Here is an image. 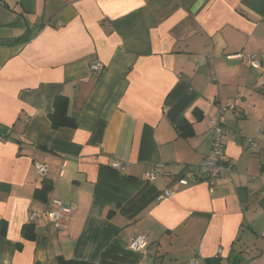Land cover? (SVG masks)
Instances as JSON below:
<instances>
[{
  "label": "crops",
  "instance_id": "0c3cea01",
  "mask_svg": "<svg viewBox=\"0 0 264 264\" xmlns=\"http://www.w3.org/2000/svg\"><path fill=\"white\" fill-rule=\"evenodd\" d=\"M29 29L0 42V264H264V0H0V40ZM57 95L75 128H52ZM228 104L235 172L182 184Z\"/></svg>",
  "mask_w": 264,
  "mask_h": 264
},
{
  "label": "built area",
  "instance_id": "2783aa9c",
  "mask_svg": "<svg viewBox=\"0 0 264 264\" xmlns=\"http://www.w3.org/2000/svg\"><path fill=\"white\" fill-rule=\"evenodd\" d=\"M238 57H241L242 54H238ZM252 65L257 68H264V64L255 58V55L251 56ZM92 70L101 73L105 66L102 62L96 61L91 65ZM235 106L221 105L218 109L217 114L212 119V148L209 154L204 158L202 163L199 165V173L195 175L193 173H189L186 179H182V184H189L190 180L194 177H198L201 180L206 181L209 185H214L216 180L224 175H231L235 172V165L232 162L225 161L224 155L226 151V145L224 141V127L226 123V113L229 109H233ZM262 136V131L258 132V137ZM253 145H256L253 142ZM117 168L122 167V163L115 164ZM37 171L40 175L45 176L48 173V166L45 163H37L36 164ZM153 176V174H152ZM173 194L170 190H165L163 193L159 195V198L162 199L166 196ZM72 213V209L68 206H64L60 201L55 200L53 203V207L49 208L47 214L49 218L56 222L62 223L64 220H68ZM37 218V214L33 213L31 215V221ZM148 237L143 234H139L134 236L129 242V248L138 251L145 252L148 247ZM198 259L194 258L187 262V264H198Z\"/></svg>",
  "mask_w": 264,
  "mask_h": 264
},
{
  "label": "trees",
  "instance_id": "16d2710c",
  "mask_svg": "<svg viewBox=\"0 0 264 264\" xmlns=\"http://www.w3.org/2000/svg\"><path fill=\"white\" fill-rule=\"evenodd\" d=\"M34 35H35V31L34 30L32 31L31 29H29L27 30L25 34L21 35L20 37H16L14 39H1L0 42L5 43V44L27 43L34 37ZM49 117H50L51 126L53 129H59L62 127L75 128L77 126L76 119L69 114V99L66 95H57L54 98L53 110L50 113ZM188 124L189 122L187 121V119L183 118L179 122L178 128L180 130H183L184 127ZM181 134L185 135L184 133H181ZM3 135L6 136V134L0 133V136H3ZM51 188H52V183H50L48 179L44 178L42 186L37 188L35 195L37 196V198L41 200L42 199L45 200L46 196L51 191ZM34 228H35V225L33 223L25 226V228L22 231L23 236L27 239H33L35 237ZM1 232H3V230H1ZM58 261H59V264H96L94 262L87 261V260L68 259L62 256L58 257ZM208 261H210V259H208ZM34 264H43V263L35 262Z\"/></svg>",
  "mask_w": 264,
  "mask_h": 264
}]
</instances>
